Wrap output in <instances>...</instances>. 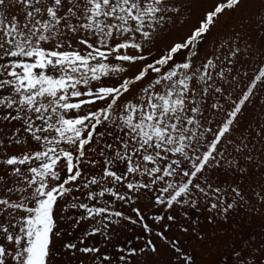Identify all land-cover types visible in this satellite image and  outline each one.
<instances>
[{
    "label": "snow or ice",
    "instance_id": "6c2138e0",
    "mask_svg": "<svg viewBox=\"0 0 264 264\" xmlns=\"http://www.w3.org/2000/svg\"><path fill=\"white\" fill-rule=\"evenodd\" d=\"M0 264H264V0H0Z\"/></svg>",
    "mask_w": 264,
    "mask_h": 264
}]
</instances>
